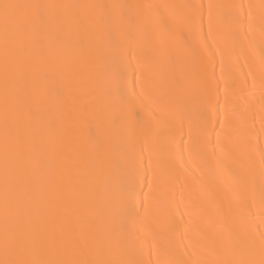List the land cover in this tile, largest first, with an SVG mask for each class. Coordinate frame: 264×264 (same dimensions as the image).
<instances>
[{
  "label": "bare ground",
  "instance_id": "obj_1",
  "mask_svg": "<svg viewBox=\"0 0 264 264\" xmlns=\"http://www.w3.org/2000/svg\"><path fill=\"white\" fill-rule=\"evenodd\" d=\"M0 264H264V0H0Z\"/></svg>",
  "mask_w": 264,
  "mask_h": 264
}]
</instances>
